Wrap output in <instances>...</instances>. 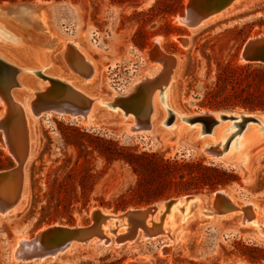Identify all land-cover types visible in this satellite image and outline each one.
<instances>
[{
  "label": "rangeland",
  "instance_id": "obj_1",
  "mask_svg": "<svg viewBox=\"0 0 264 264\" xmlns=\"http://www.w3.org/2000/svg\"><path fill=\"white\" fill-rule=\"evenodd\" d=\"M116 1L62 0L27 3L48 4L47 17L51 22L52 31L50 33L59 39L78 41L77 49L85 61L94 62L98 66L96 77L99 76L94 79L90 96L113 102L107 107L112 106L116 110L110 111L98 104V109L94 113L95 118H90L91 114L87 119H76L69 114H47L42 115L33 124V138L37 148L31 151V157L25 165L23 197L16 207L20 203L23 205L15 213H11L13 210L8 212L11 215L8 213V215H0V264H24L11 259V251L16 240L31 239L41 230L53 226H88L92 222L91 213L94 209H102L104 212L118 215L129 210L146 209L154 204L161 205L168 200H183L186 196L199 195L201 199L203 198L199 206L201 210L212 211L209 202L215 192L220 190L227 192L237 205L246 204L244 201L264 204V136L259 133L264 125L247 123L251 128H256L254 137L260 135L263 139H258L260 141L252 148L254 149V167L246 179L245 173L239 166L231 164L233 155H228L225 160L227 163L212 157L202 149L204 139L199 137L200 140H194L185 132L172 130L170 125V127L166 125L153 127L139 134L128 132V128L135 124L136 115L133 111L124 109L120 99H114L116 96L128 95L132 88L145 78H154L162 72L163 65L151 61L147 56V53L157 49L159 56L176 60L174 69L176 73L173 72L171 78L177 80V83L179 80V102L183 111L189 115L180 116L181 126L189 130L196 126L200 133V130L203 131L202 124L187 123L183 118L200 113L231 110L236 113L250 114L251 112L241 109L215 111L200 108L198 107L200 101L196 98L202 99L206 87L215 81L217 63L235 60L239 64L245 63L240 59V51L244 43L264 35V26H259V22H264V0H250L235 13L194 30L188 29L181 23L189 0H182L183 14L178 13L171 18L158 17L150 22H147L149 16L145 14H148L156 2L161 0H133L125 4H118ZM2 5L9 6L11 3L0 4ZM135 12H145V14L136 15ZM31 14L32 11L16 10L0 15L2 17L0 18V27H2L0 28V49L15 48L13 47L15 42L12 38L9 39L11 36L9 33L13 34L14 31L24 33L26 43L36 49L34 58L32 55H27L28 62L37 61L38 64L35 62L34 65L0 55L4 59H12L11 61L24 69L20 74V83L23 87L18 92L19 99H22L26 105L29 104V99L34 97L27 91L33 92L36 88L38 91L45 90L50 86L49 81L44 77L54 79L56 75L65 80L68 79L72 85L77 86L79 80L86 82L89 80L80 76L64 58L66 46L64 52L61 47L54 54L57 65L62 68L60 74L53 73L54 76H52L50 67L47 66L42 71L43 76L34 75L33 69H36V66L42 67L38 57L41 58L49 50L45 45L49 38L48 34L41 32L40 34L39 31L23 22L28 20ZM167 22L172 27L181 28L183 32H172L166 35L165 33H169L165 29ZM139 29H143L147 35L143 48H138L134 43L135 34ZM185 39L189 40L186 47L181 43V40ZM7 43H11V46ZM71 51L70 60L74 62L77 69L86 71L88 74L89 68L81 61L80 55L73 49ZM167 81L168 76H165L158 83L148 84L156 85L155 95L161 98V101L158 98L161 107L158 109L161 111L158 110L159 113L157 111L155 115L154 100L157 96H151L152 118L158 119L159 122L165 117L168 120L171 119L164 109L166 106L163 96L166 95ZM28 86H31L33 90H30ZM161 86H163L162 89H160ZM3 110L5 105L0 102V114ZM223 122L222 125L229 126L224 131L220 142L225 144L230 141L234 152L237 153L239 134L247 125L244 124V128L236 133L240 128L233 126V121ZM19 126L14 124L12 128L16 131V135L22 136ZM29 129L31 133V128ZM204 138H211V145L220 143L219 140H213L210 136ZM124 151H131L138 155H157L169 161H202L208 167L234 170L239 182L215 192L203 191L190 195H177L176 189L171 187L170 198L161 199L147 206L137 205L135 201L139 196L134 195V189L138 183V176L134 169L124 160L110 158V153L123 155ZM0 152L4 156L2 160L3 167L5 166L0 169V172L9 171L18 165L8 149L4 131H0ZM5 158L10 159V165ZM194 211V215L188 217L185 222L170 227L168 229L171 230L170 234L166 231L167 234L160 235L154 240H142V237H139L136 241L120 247L75 245L71 252L67 251L55 259L28 264H100L102 260L106 263L132 264L137 260H145L147 257L154 260L153 264H264V261L258 263L251 261L252 257L261 254L259 250L264 251V243L253 238L249 230L239 228L243 217L242 211L211 217L202 214L199 209ZM258 213H260L259 222H264L262 211ZM110 236L111 239H115L113 233ZM175 239L176 242L173 243ZM164 246L166 251L163 250L161 254Z\"/></svg>",
  "mask_w": 264,
  "mask_h": 264
},
{
  "label": "bare ground",
  "instance_id": "obj_2",
  "mask_svg": "<svg viewBox=\"0 0 264 264\" xmlns=\"http://www.w3.org/2000/svg\"><path fill=\"white\" fill-rule=\"evenodd\" d=\"M249 1L250 0H240L238 3H236L231 8L224 11L223 13L205 21L202 26L208 25V24L216 21L217 19H220V18L222 19L223 17L229 16V15L235 13L237 10H239V8L246 5V3ZM45 3H47V2H45ZM5 5L0 6V15L2 13H3V15L7 14V11H10V12L16 11V10H20L22 12L32 11V14L28 20L23 21V19H21V21H23L25 24H27V26H31L33 29L39 31V33L41 32L42 34L43 33L46 35L48 34V38H49L48 40L49 41H46L45 45H46V48L49 50H47L45 48L47 50V52L45 53V51H44L45 54L41 53V54H44L43 56L41 55L42 56L41 58H39L36 55L38 57V60L40 59L39 62H40V66H42V67L36 66V69H33L35 71L34 75L43 74L42 71H44V69L47 68V66L50 67V71L52 73V76H54L53 73L60 74L62 68H59V65H57V63L55 61V57H54L55 55L54 54H55V51L61 47H62V50L64 52V48L66 46V50L64 52V58H67V62L72 67L75 68V70L80 74V76L84 77L85 79H89V80H87V82L85 80L84 81L79 80V82L77 81L79 84L77 82H75L76 84H78V86H77V85H72L71 82L68 81V79L65 80V79L60 78L56 75L54 76V77H56L54 79L55 80L59 79V80H61L60 82L67 84V86H68L67 91L69 92L68 95L71 97V100L73 102H77V103L82 102L81 104H84V105L87 104V106H89L88 113L82 117L87 119L90 116V114H91L90 118L94 117V115H95L94 113L97 111L96 109H98L99 105H101V107L102 106L106 107L110 111L116 110V108H114L112 106L107 107V105H109L110 103H113V102H107L106 99L100 98L97 96H93V95L90 96L91 92L93 91V90L91 91V89L93 88L92 85L95 82L94 79L95 78L97 79L99 76L98 75L96 77L98 70H99L98 66L94 62L90 63V62L85 61L83 55H81L77 49V46H78L77 42L78 41H75L72 39L66 40L65 38L59 39V38H56L57 36L54 37L55 35H52L50 33V31H51V24L50 23L51 22L49 21V19L47 17V8H48L47 5L48 4L46 5L43 2H37L34 4H32V3L31 4L17 3V4H11L9 6H5ZM4 12H6V13H4ZM0 18H2V17L0 16ZM29 20H30V22H29ZM0 28H2V27H0ZM25 28H28V27H25ZM199 28H197V29H199ZM7 29H8V27H7ZM7 29H5V31ZM8 32H9V29H8ZM11 33H9V36L11 35L9 37V39L12 38V40L15 42V45H13V47L15 46V48L13 49V48L8 47V49H7V48L2 47L3 49H0V51H1L0 55L3 54L5 56H10V57H12V59L14 58V59H17L19 62H23V63L27 64L26 61L28 62V60H29L27 55H30V56L32 55V57L34 58V54H35L34 50H36V49H33V46H30L26 43V40L23 36L24 33H21V31L20 32L14 31L13 34H11ZM36 33H38V32H36ZM3 38L6 39V37H3ZM75 39H76V37H75ZM13 41H12V43H13ZM7 45L11 46V43H7ZM71 49H73L75 52H77V54L80 55V57H81V61L85 65L88 66V68H89V70H87V71H89L88 74L86 73V71H82V70L77 69V66L74 64V62L72 60H70V53L72 52ZM57 54H58V52H57ZM39 56H40V54H39ZM147 56L149 57V59L151 61H155L156 63L163 65V70L160 74H158L154 78H145L142 82L135 85L132 88L131 92L139 84H145L146 85V84H151V83H158V81L160 79L164 78L165 76H168L166 95L163 96L164 103H165V106H166L168 111L166 110L165 107H164V109H165L166 113H168L169 117H171V116L173 117L171 123L168 122V119L166 117L165 118L162 117L163 119L160 120V122L158 119L152 118V110H153V108H152V97H153V95H155L156 90H154V89H155L156 85H154V86L153 85H146V86H151L152 90H151V94H148L149 99L143 101L141 112H142V115H145V113L149 112L148 113L149 125H150L149 129L153 128V127H157V126L161 127L162 125H166V127L171 126L172 130H178L179 132H185V134H187L188 136L193 137L194 140H200V139H198L200 137V138L204 139V141H203L204 144L202 145V149L204 150L205 153H207L206 152L207 148L215 150L216 152H220L219 154L217 153L216 155H214L212 157H215V158H218V159L224 160V161L227 159L228 155H233L234 158H233L231 164L239 166L240 170L245 174L250 173L251 169L254 167L253 161H255L253 159L254 158V153H253L254 149H252V148L257 142L260 141L258 139H263V137H261L260 135H258V136L256 135L254 137L253 134H254V131H256V128L252 127L253 128L252 129L251 126L248 124L243 129V131L239 134L240 135V137H239L240 142L238 145V151H237V153H235L233 146H231L232 144H230V141L227 144V149L225 151H222V150H224L223 148L227 142H225V144H223L222 141L220 142V139L222 138L224 131H226V129L229 126V125L228 126L222 125L224 123L223 121H220L208 133L203 132L201 130L199 133L198 127L194 126L195 123H198V122L191 123V124H194L193 125L194 128H191L190 130L184 126H181L180 116H185V115L189 116V115L183 111V108L181 107L180 102H179V100H180L179 99V95H180L179 93L180 92H179V87H178L179 80L177 83L176 82L177 80L175 81V80H173V77L171 78V75L174 72V69L176 67V60L174 58H171L169 60L166 56H159L157 49L152 50L149 53H147ZM37 57H35V58H37ZM0 59L18 67L20 70V73H22L24 71V69L19 67L20 65H17L16 62L11 61L12 59L7 60V58L4 59L1 56H0ZM35 62L37 63V61H35V60L34 61L30 60L28 63L29 64L32 63L34 65ZM166 63L168 65H170V69H168L167 72H165ZM28 70H30V69H28ZM48 70H49V68H48ZM31 73H32V70H31ZM174 73H176V71ZM19 79H20V77H19ZM73 80H72V82H74ZM31 81H32V79H31ZM163 86H161L160 89H162ZM22 87H23V85H21V83H20L19 88L16 91H14L12 94V103L17 108V110H15L14 112L19 113V114H17V115H19V117H18V119H16L12 123V125L10 124L9 131H8V136L10 138L11 144L16 151L17 157H15L14 155L13 156H14L15 160L18 162V166L20 165V162L26 163L29 160V158L31 157L30 156L31 151L34 150V148L35 149L37 148V145H35L36 143H34V138H33L34 137L33 136V124L35 122H37L38 118H40L43 115V114H41V115L35 116L32 113L29 104L26 105L25 102L22 101V99H19L20 96H19L18 91L21 90ZM29 88H30V90H33V88H31V86ZM79 88H81V89H79ZM27 92L32 93V96H34V94L39 92V91L36 88V90H34L33 92H31V91H27ZM131 92L129 94H131ZM155 96H157V95H155ZM123 97H125V96H123ZM158 98L159 97L157 96L156 100H154L155 101V115H156V112L159 110L158 108L160 107L159 102H158ZM114 99H116V100L122 99V96L121 95L116 96ZM159 100L161 101V98H159ZM162 105H163V103H162ZM122 106H123V104H122ZM101 110H104V109L101 108ZM159 111H161V110H159ZM159 111H158V113H159ZM206 113H208V112H206ZM5 114H6V110H3V112L0 115V118H3ZM58 114H62V115L69 114L73 118H77V116L74 115L73 113H71L70 111H66V113H58ZM209 114L214 115L217 119H219L220 115H222V114L229 115L225 111L216 112V113L213 112V113H209ZM239 114L240 113H235L234 115L236 117H238V119H240V117L238 116ZM258 114L259 113H257V114L253 113V116L258 118L260 123H254V124L264 125V117H259ZM248 115H251V114H248ZM193 116H197V115H191L190 117H193ZM126 118H128L127 114H126ZM157 118H158V116H157ZM187 118H189V117H184L183 120L186 121ZM226 121H229V120H225V122ZM134 123L135 124L133 126H130L128 128V132L133 133V134H139V133L144 131V129L142 128V124L136 120V117L134 119ZM249 123L251 124L253 122H249ZM14 124L20 125L19 127L21 128L22 136L15 134L16 131L12 128V126ZM233 126H235V125L233 124ZM29 128H31L32 134L30 133ZM169 129L170 128H168V130ZM200 129H201V127H200ZM259 133L262 136H264V127L260 128ZM207 136L212 137L213 140H216V141L219 140L220 143H218L217 145H211L210 144L211 138L210 139L204 138ZM26 154H27V159H25ZM207 154H209V153H207ZM231 158H230V160H231ZM225 162L227 163V161H225ZM228 163H230V162L228 161ZM6 175H9L10 177L5 182L2 183L3 184V185H1L2 187L0 186L1 187L0 188V195L6 201L14 200L18 196L20 197L19 200L22 199L23 190H24V177H22V176H24V171H22V170L20 171V169H18V167H17V168H14L12 170H9V171L0 172V177H4ZM248 177H249V175H246V179H248ZM22 179H23V183H22V187H20ZM219 193H222V194L226 195L227 198H229V201L235 207V210L242 211L248 205L252 206V210L249 213V215H251L250 216L251 219L250 220L246 219V218L241 219L240 220V227L250 228L255 235L254 238L256 240H258L259 242L264 243V235L260 236V233L264 234V222H262V223L259 222L260 213H258V211H260L263 207L261 208V207H259V205L255 204V203H246L243 205H237L235 203L234 199L227 192L220 190V191L215 192V194L213 195V197L211 199V202H209V203H211L210 207L213 205V207H211L212 211H209V210L202 211L201 210V208L199 206L203 202V200H202L203 198L201 199L199 195H194L190 198H188V196H186L183 200H179V199L171 200L170 204L168 202H162L161 205H154V206H156V209L151 210L147 216H144V213L151 207H148L146 209H140V211L143 212V214H141V216L137 220H133V219L131 220L130 217H128V215H129L128 212H132L135 210H129L127 213L118 214V215H113L112 213L102 211L104 217H106L105 222H102L101 227L96 229V235L97 236L95 235L93 237L94 239L92 238L93 241L91 239L90 243H87L84 246L94 244V245H101V246L102 245L103 246L112 245L115 247H118V246L120 247L124 244H129V243L136 241L137 237H142V240H145V239L154 240L157 237H159L160 235L167 234L166 231H168V233L171 232V230H168V229L170 227L174 226V224L178 225V224H181L182 222H185V220L188 217H190L191 215H194L195 209H199L202 214L208 215V217H211L212 215H218V213L214 210L213 199ZM22 205H23V203H20L15 209H13V211L11 213H15L18 209H20V207ZM93 211H92V213H93ZM8 212L1 214V215H3V216L8 215V214L11 215V213H8ZM92 213H91V217H92ZM133 223H135L136 229H134V236L131 238L132 232H133L132 231ZM170 223H171V225H169ZM77 228H83V227H77ZM43 230H45V229H43ZM43 230H41L40 232H42ZM40 232H38L36 235H38ZM112 233L115 236L114 240L111 239V236H110V234H112ZM95 237H97V238H95ZM170 238H171V236H170ZM28 240L29 239H25V238L16 240V242L14 244V248H16L18 245H20L21 243L28 241ZM174 242H176V239H175V241H173V243ZM75 245H77V244H74L73 246H75ZM72 247L71 248L69 247L68 251L71 252ZM163 250H164V252L166 251V246L162 247L161 254H163ZM55 258H53V259H55ZM13 260H15V259L13 258ZM153 261H154L153 259L147 257V258H145V260H142V261L137 260L136 262H134L132 264H142V263L153 264ZM16 264H18V263H16Z\"/></svg>",
  "mask_w": 264,
  "mask_h": 264
},
{
  "label": "water",
  "instance_id": "obj_3",
  "mask_svg": "<svg viewBox=\"0 0 264 264\" xmlns=\"http://www.w3.org/2000/svg\"><path fill=\"white\" fill-rule=\"evenodd\" d=\"M36 1H41V0H36ZM239 1L240 0H189L186 8L185 17L181 20V23L184 24L188 29H192V30L197 29L200 26H202L205 21L223 13L224 11L231 8ZM15 3H30V2H15ZM15 3H11V4H15ZM181 43L186 47L188 46L189 40L187 39L181 40ZM240 59L245 63L264 65V35H259L253 39L247 40L242 46V49L240 51ZM168 69H170V65L166 63L165 72H167ZM20 74L21 73L18 67L0 59V102L5 105V110H6V114L4 115V117L0 118V131H4L8 149L12 154V156L14 155L15 157H17L16 151L11 144L10 138L8 136V131L10 124L12 125V123L19 117V115H17L19 113L14 112L15 110H17V108L12 103V94L20 86L19 83ZM38 75L43 76L42 74H38ZM44 78L49 81L50 86L47 87L45 90H39V92L35 93L34 97H32V99H29L28 101L31 111L35 116L41 114H43L44 116L47 114L66 113V111H70L71 113L76 115L77 118H83L82 116L88 113L89 106H87V104L84 105L81 104L82 102L77 103L71 100V97L68 95L69 92L67 91L68 90L67 84L62 83L59 80H55L47 77ZM151 90H152L151 86H146L145 84H139L131 92V94L122 97V99H120L123 102L124 109H126L127 111L133 110L134 114L136 115L135 116L136 120L140 121L144 131H148L150 127L149 115H148L149 112L145 113V115H142L141 108L143 101L149 99L148 94H151ZM225 112H227L229 115L222 114L220 115L219 119H217L214 115L209 113H200L197 116L187 118L186 122L187 123L198 122L202 124L203 132L208 133L220 121L230 120L233 121L236 127L240 128L238 131H236V133H238L242 128H244L243 127L244 124L247 125V123L249 122L260 123L258 118L253 116V113H259L258 114L259 117H264V111L251 112L250 113L251 115H245L244 113H240L238 115L240 119H238V117L234 115L236 112L233 110L225 111ZM170 118L171 119L168 120L169 123L172 122L173 117L171 116ZM228 142L225 144L223 148L224 150L222 151H225L227 149ZM206 152L209 153L210 156H214L217 153L218 154L220 153L210 148H207ZM25 159H27V154ZM26 164L27 162L26 163L20 162V165L19 166L17 165L14 168L18 167L20 171L22 170L25 172ZM245 175H250V173H246ZM9 177H10L9 175L0 177V186L3 185L2 183L5 182ZM22 177H24L25 180V176ZM22 183H23V179L21 181L20 187H22ZM190 197H192V195L188 196V198ZM19 198L20 197L18 196L14 200L6 201L0 195V215L8 211L9 212L12 211L16 207V205L20 202L21 199L19 200ZM166 202L170 204L171 200H168ZM244 202L251 203L253 201H244ZM255 203L259 205V207L261 208L263 207L261 209L262 210L261 214L264 215V204L258 202ZM213 204H214V210L220 216L227 215L228 213H231L233 211H240V210H235V207L230 203L229 198H227L226 195L222 193H219L214 197ZM154 205L149 206L151 208H149L144 213V216H147L151 210L156 209V206ZM211 207H213V205ZM251 210H252L251 205L245 207L242 210L243 212L242 219L246 218L250 220L251 217L249 213ZM102 211H103L102 209L101 210L94 209L92 213L91 224L83 228H77L76 226L75 227L53 226L46 228L38 235H35L33 238L29 239L28 241L21 243L16 248H14L13 246L11 251V259L13 260L14 258L15 260L13 261L24 264L45 261L47 259H52L66 253L69 250V247L71 248L74 244L86 245L87 243H90L91 239L96 235V229L101 227L102 222H105L106 217H104ZM127 212L128 211L124 213ZM128 213H129L128 217H130L131 220L132 219L137 220L141 216V214H143V212H141L140 209H136L135 211ZM239 228L242 230H249L254 238L255 235L251 229L246 227H239ZM134 229H136L135 223H133V228H132L133 232L131 238L134 236ZM261 235L264 234L260 233V236ZM138 238L139 237H137V239Z\"/></svg>",
  "mask_w": 264,
  "mask_h": 264
},
{
  "label": "trees",
  "instance_id": "obj_4",
  "mask_svg": "<svg viewBox=\"0 0 264 264\" xmlns=\"http://www.w3.org/2000/svg\"><path fill=\"white\" fill-rule=\"evenodd\" d=\"M36 0H0L2 3L34 2ZM44 2H59L62 0H41ZM76 1V0H71ZM133 0H117L118 4H125ZM182 0H161L148 11L135 12L136 15L145 14L150 22L158 17L171 18L178 13L183 14ZM264 26V22H259ZM169 33H182L181 28L172 27L169 22L165 24ZM147 35L143 29H139L134 37L135 46L143 48ZM237 58V57H236ZM200 103L198 107L209 108L210 110L241 109L247 112L264 111V65L243 63L235 61L228 63H217L215 81L207 86L203 97L196 98ZM116 147V146H114ZM3 154L0 152V169L4 168ZM110 158L124 160L138 176V183L134 189V195H138L135 201L137 205H151L161 199L171 197V187L176 189L177 195H190L203 191L215 192L225 188L239 179L234 170H222L217 167H208L202 161L179 162L159 158L157 155L135 154L131 151H124L123 155L110 153ZM7 163L10 159L5 158ZM10 165V164H9ZM258 251V250H257ZM256 257L251 261L258 263L264 261V251L259 250ZM87 264V263H81ZM100 264L106 263L104 260Z\"/></svg>",
  "mask_w": 264,
  "mask_h": 264
},
{
  "label": "crops",
  "instance_id": "obj_5",
  "mask_svg": "<svg viewBox=\"0 0 264 264\" xmlns=\"http://www.w3.org/2000/svg\"><path fill=\"white\" fill-rule=\"evenodd\" d=\"M264 144V143H263Z\"/></svg>",
  "mask_w": 264,
  "mask_h": 264
}]
</instances>
